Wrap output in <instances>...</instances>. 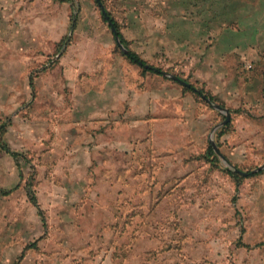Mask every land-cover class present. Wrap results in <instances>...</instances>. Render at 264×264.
<instances>
[{
	"label": "rangeland",
	"instance_id": "rangeland-1",
	"mask_svg": "<svg viewBox=\"0 0 264 264\" xmlns=\"http://www.w3.org/2000/svg\"><path fill=\"white\" fill-rule=\"evenodd\" d=\"M100 2L163 73L96 0H0V264H264V0Z\"/></svg>",
	"mask_w": 264,
	"mask_h": 264
},
{
	"label": "trees",
	"instance_id": "trees-1",
	"mask_svg": "<svg viewBox=\"0 0 264 264\" xmlns=\"http://www.w3.org/2000/svg\"><path fill=\"white\" fill-rule=\"evenodd\" d=\"M101 13H102V16L104 17V20L109 22V25H113L115 27V33L117 34V36H120V33L118 32V30H116L117 26H116L115 21L113 20V18L105 10H102V8H101ZM125 56L129 59L130 62H132L134 64H137L138 66L142 67L146 71H149V72H152V73H156V74L163 73L160 68L146 63L142 58H140L136 53H134L132 51L125 52ZM145 65H147V66H145ZM191 89L195 93H197L198 95L205 96V94L202 92V90L196 89V88H192V87H191ZM0 148H2L3 150L9 152L14 157L17 156V154L15 152H10L1 141H0ZM253 173H255V171L249 170V171L246 172V175H251ZM29 198H30L31 201H33V202L35 201L34 200L35 197H34V193L33 192L30 193Z\"/></svg>",
	"mask_w": 264,
	"mask_h": 264
},
{
	"label": "water",
	"instance_id": "water-1",
	"mask_svg": "<svg viewBox=\"0 0 264 264\" xmlns=\"http://www.w3.org/2000/svg\"><path fill=\"white\" fill-rule=\"evenodd\" d=\"M96 1H97L98 5L101 6L102 10H104L103 7H102V4H101V2H100V0H96ZM108 23H109V22H108ZM110 28H111L112 32L114 33V35H115V40H116L117 45L120 46V47H122V44H121V42L119 41L117 34L115 33V27H114L113 25H110ZM122 48H123V47H122ZM123 50H124V52H127L124 48H123ZM145 66H147V65H145ZM175 79H177L180 83H182V84H184V85H186V86H189V84H188L187 82H185V81H183V80H181V79H179V78H177V77H175ZM216 107L219 108V109H222L220 106H216ZM227 119H228V114H226V119H225V120H227ZM215 151H216V150H215ZM262 167H264V165L258 167L257 170H258L259 168H262ZM253 171H256V170H253Z\"/></svg>",
	"mask_w": 264,
	"mask_h": 264
},
{
	"label": "built area",
	"instance_id": "built-area-1",
	"mask_svg": "<svg viewBox=\"0 0 264 264\" xmlns=\"http://www.w3.org/2000/svg\"><path fill=\"white\" fill-rule=\"evenodd\" d=\"M248 66L250 67L251 65L249 64Z\"/></svg>",
	"mask_w": 264,
	"mask_h": 264
}]
</instances>
